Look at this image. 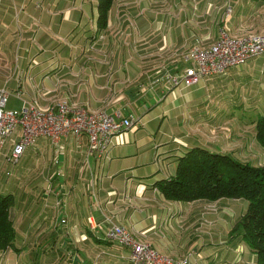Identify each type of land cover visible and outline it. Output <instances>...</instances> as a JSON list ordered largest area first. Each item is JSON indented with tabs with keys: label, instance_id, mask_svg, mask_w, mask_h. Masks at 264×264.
<instances>
[{
	"label": "crops",
	"instance_id": "1",
	"mask_svg": "<svg viewBox=\"0 0 264 264\" xmlns=\"http://www.w3.org/2000/svg\"><path fill=\"white\" fill-rule=\"evenodd\" d=\"M166 1V12L149 9L152 0H137L138 11L127 12L128 1L114 0L100 29L97 0H0V88L8 93V110L67 101L121 110L144 125L163 115L148 116L153 102L162 104L168 91L180 97L174 112H164L170 133L146 146L114 147L106 160L88 154L85 136L68 135L57 142L38 138L10 164L18 128L0 154V194L12 195L15 230L0 264H129L128 250L105 237L112 225L173 259L190 254L191 264L242 262L243 242L230 232L246 201H170L154 184L173 177L178 158L193 147L250 164L258 161L250 152L264 155L252 123L264 90L251 83L255 68L264 84V56L189 88L172 87L168 79L188 66L186 55L197 40L214 42L223 28L237 38L264 33V4L247 0L259 12L248 21L249 12L241 11L231 24L222 11L228 0ZM233 3L239 11L244 0ZM131 133L120 137L126 142Z\"/></svg>",
	"mask_w": 264,
	"mask_h": 264
},
{
	"label": "built area",
	"instance_id": "2",
	"mask_svg": "<svg viewBox=\"0 0 264 264\" xmlns=\"http://www.w3.org/2000/svg\"><path fill=\"white\" fill-rule=\"evenodd\" d=\"M231 8L226 11L229 17ZM264 56V33L246 37H231L225 30L219 31L216 41L204 44L196 41L186 55L188 66L176 76H169L172 87L189 88L205 78L221 75L230 68L241 66ZM8 93L0 88V154L5 142L20 128L21 137L7 158L17 164L23 152L38 138H49L57 142L72 135L85 136L88 154L97 160H106L115 146L114 139L134 128L135 122L123 111L113 113L94 111L71 106L67 101H58L48 109L39 107L36 101L17 111L8 110ZM65 224V220L60 221ZM106 239L128 250L129 264H191V255L173 259L157 252L150 243L139 241L121 225H112Z\"/></svg>",
	"mask_w": 264,
	"mask_h": 264
},
{
	"label": "trees",
	"instance_id": "3",
	"mask_svg": "<svg viewBox=\"0 0 264 264\" xmlns=\"http://www.w3.org/2000/svg\"><path fill=\"white\" fill-rule=\"evenodd\" d=\"M264 4V0H251ZM114 0H97V24L104 29ZM255 140L264 150V115L257 117ZM155 187L170 201L244 200L246 210L231 230L254 255V264H264V165L242 163L231 155L193 147L177 160L173 177L157 181ZM11 194H0V251L11 248L15 230L9 218Z\"/></svg>",
	"mask_w": 264,
	"mask_h": 264
},
{
	"label": "rangeland",
	"instance_id": "4",
	"mask_svg": "<svg viewBox=\"0 0 264 264\" xmlns=\"http://www.w3.org/2000/svg\"><path fill=\"white\" fill-rule=\"evenodd\" d=\"M118 1H119V4L120 3L123 4V3L128 1L127 12H134L135 10L138 11L137 0H126V1L118 0ZM156 1H158V4H155ZM196 1H199V0H196ZM237 5L233 3V0H228V4L225 5V7H223L222 11H224V12H226L228 8H231V13H230V16L228 19L229 20L228 23L231 22V24H235V19H237V17H239V15L241 16V14H240L241 11L249 12V14L244 15V17L247 18L248 21H252V18L250 17L251 14H253V16H254L257 12H259V9H260V6H256L254 8H252L251 6H247V0H244L243 7H241V9L239 11H237V9L235 7ZM118 7L121 9L123 8L122 5H121V7L120 6H118ZM148 8L151 9L152 11H155V9L158 8V9H162L166 12L169 9V2H167L166 0H152V3L150 6H148ZM197 10H198V7H197L196 11L193 12L195 14V18H197L196 16L198 15ZM203 19H204V16H201L197 19V21L203 20ZM221 30H225V29L223 28ZM165 55L166 54H164V56ZM150 58H154V57L148 56L145 59L146 60H153ZM243 65H245V64H243ZM251 75H252V77H255V78H252L251 83L252 84L253 83H255V84L262 83V85L259 84V88L260 89L262 88L264 90V84H263L262 76L256 72L255 68H254ZM263 79H264V76H263ZM166 94H169V95L162 104L159 103L160 100H157V101L152 103L150 108H153V107L154 108L150 111L151 113L148 115L149 117H151V116H154V114H156V112L157 113L163 112V115L161 117L164 116L165 119L162 120L161 117H159L157 122H155V121L148 122L147 121L146 124H144V125H142V123H140V124L136 123L134 128L129 130V131H132L131 138L129 139L127 137L126 142H125V140L123 141L121 137L115 138L114 139V143H115L114 147L123 145L125 143L136 144V145H139L140 143H142V144H145V146H146L149 144L150 141H153L156 139L159 140L164 136V134L170 133L171 124L169 123V119L166 118V113H164V112H174L173 108L176 107L177 104H180V97L178 96V93L176 90L174 92L168 91V92H166ZM228 94H230V92ZM255 107H256V110L254 113L255 117L264 115V92L261 93L260 95H258V98L255 100ZM138 126H141V128H138ZM133 130H134V132H133ZM129 131H127V132H129ZM124 133H126V132H124ZM233 137H235V135H233ZM250 154H253L254 156H256V158H258L257 159L258 161L254 162L255 164H253V165H256V166L264 165V155H263L262 151L259 150V154H258L259 157L257 156V152H255V151L253 153L250 152ZM152 165L154 167H157V164L154 162H152ZM163 167L166 169L165 164ZM176 167H177V165L175 166V169H176ZM161 173L166 174V171L161 172ZM143 181L148 183L150 180H143ZM242 247H244V250H241L242 251V262H239V264H250V260L252 259L251 258L252 254H251L249 248L244 243H242ZM222 258H223V256H222ZM253 260H254V258H253ZM222 261H225V260H222ZM230 261H228L226 263H221V264H233Z\"/></svg>",
	"mask_w": 264,
	"mask_h": 264
}]
</instances>
